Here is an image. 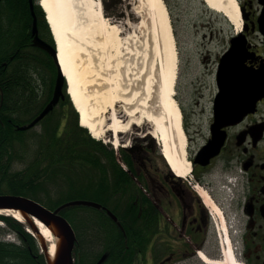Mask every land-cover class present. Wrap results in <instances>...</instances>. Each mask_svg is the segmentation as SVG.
I'll return each instance as SVG.
<instances>
[{
    "label": "flooded vegetation",
    "instance_id": "1",
    "mask_svg": "<svg viewBox=\"0 0 264 264\" xmlns=\"http://www.w3.org/2000/svg\"><path fill=\"white\" fill-rule=\"evenodd\" d=\"M237 2L240 29L203 24L202 69L187 76V102L178 79L190 176L182 180L159 169L152 176L150 158H137L138 183L147 187L133 202L139 213L130 215L134 207L127 205L123 214L132 233H125L127 261L131 253L138 264H203L200 254L212 257L214 222L202 189L223 210L239 263L264 264V0ZM31 4L39 7L38 0ZM40 37L53 46L49 34Z\"/></svg>",
    "mask_w": 264,
    "mask_h": 264
},
{
    "label": "trees",
    "instance_id": "2",
    "mask_svg": "<svg viewBox=\"0 0 264 264\" xmlns=\"http://www.w3.org/2000/svg\"><path fill=\"white\" fill-rule=\"evenodd\" d=\"M35 13L40 35L52 39L44 12L36 7ZM32 27L29 0H0V195L30 197L53 210L68 201L91 200L113 211L124 225L125 207L133 206L129 214L137 215L133 202L145 194L114 149L80 126L68 96L40 122L39 130H17L49 104L58 74L54 58L33 45ZM120 153L136 174L131 155L125 149ZM62 214L77 234V264H96L104 253V264L137 260V253L126 260L127 237L104 210L69 207ZM0 221L5 224L0 226V264H47L37 239L22 223L6 215ZM7 233L19 243L4 241Z\"/></svg>",
    "mask_w": 264,
    "mask_h": 264
},
{
    "label": "bare ground",
    "instance_id": "3",
    "mask_svg": "<svg viewBox=\"0 0 264 264\" xmlns=\"http://www.w3.org/2000/svg\"><path fill=\"white\" fill-rule=\"evenodd\" d=\"M136 1L133 11L142 21L137 26L140 34L136 32L130 41L122 37L120 26L106 17L102 0H41V5L54 34L60 66L81 125L96 138L111 132L119 146L122 133L133 126L152 123V137L163 149L169 168L186 178L191 174L192 163L187 156L188 139L176 100L179 55L170 13L164 0ZM205 3L241 28L237 0ZM120 103L125 105L128 120L117 112ZM199 192L218 215L222 232L228 237L222 259H211L204 253L200 254L201 259L206 264H240L223 210L209 193L202 189ZM4 213L24 220L18 211ZM35 222L54 255L56 240L52 231L40 221Z\"/></svg>",
    "mask_w": 264,
    "mask_h": 264
},
{
    "label": "rangeland",
    "instance_id": "4",
    "mask_svg": "<svg viewBox=\"0 0 264 264\" xmlns=\"http://www.w3.org/2000/svg\"><path fill=\"white\" fill-rule=\"evenodd\" d=\"M102 1L106 17L112 23H115L120 26L123 31V38H127L130 41V39L135 36L136 32L140 34L137 26L138 22H141L142 20L139 19L133 11V8L135 7L137 2L136 0ZM165 2L169 10L171 11V22L173 26L177 49L179 52L178 88L180 92L178 90V93L181 94V98L185 102H187L190 99L189 97L191 96L189 92L190 87H188L187 85V76L192 72H196L202 69V53L199 49L201 39H203L202 34L205 31L203 24L211 22L212 25H215L216 27L223 26L227 32V30L230 29L229 25H231V22L223 13L211 9L205 3V0H165ZM128 46L132 49L134 48L131 42L128 43ZM136 57L137 56H134V61L136 60ZM183 110L185 109L181 107L182 119L185 129V114ZM117 112L123 117L124 120H128L125 105L123 103H120L118 105ZM36 129L39 130V127H37ZM153 131L154 126L152 123L149 122H145L142 125L133 126L129 130H127L126 133H122L120 135V145L118 148H115V146L112 144L114 140L111 132L106 133L102 138H98V140L102 141L104 144L108 145L109 148H113L116 151V156L119 162L122 163L124 168L127 167L124 161L121 159V153L119 148L121 149L124 147H133L135 151L132 155V159L136 167L140 166L141 163V161L137 162V158H139V156H144L150 158L147 167L152 176H155L157 174V169H159L161 172L167 171L169 169L170 174H173L166 162L160 159V146L158 144V140H155L152 137ZM23 166V164H19L20 168H22ZM208 208L210 207L208 206ZM210 210L213 216L214 225L212 235L213 245H211L209 251L212 254V259L220 260L222 259V250L224 249V241L226 239V235L224 231L222 232V227L220 225L218 215L212 208H210ZM9 235L10 240L18 241V238L15 236V234L11 233ZM230 236L233 242V246H235L234 239L231 233ZM39 250L40 253H42L40 246Z\"/></svg>",
    "mask_w": 264,
    "mask_h": 264
},
{
    "label": "water",
    "instance_id": "5",
    "mask_svg": "<svg viewBox=\"0 0 264 264\" xmlns=\"http://www.w3.org/2000/svg\"><path fill=\"white\" fill-rule=\"evenodd\" d=\"M32 0H30V3ZM33 19L32 34L34 37V44L41 49L47 51L56 61L58 65V77L55 85V90L51 102L45 107V109L36 117L31 123L24 126L17 127L20 131H26L34 128L40 123L54 108L58 105L61 99H64L63 87L66 83V77L63 73L62 67L59 62L58 47L54 48L44 42L38 36L37 18L33 12V5L31 4ZM74 206H86L95 209H101L102 205L94 201L88 200H76L68 202L61 207L51 210L42 203L24 196L16 195H0V212L6 211H18L23 216V221L34 232L37 237L43 251L47 264H75L74 249L77 241L76 232L71 223L61 214L62 210L68 207ZM108 214L114 221H118V218L110 210H107ZM35 220L43 223L50 231H52L56 239V249L54 255L50 253V246L42 234L40 228L36 225ZM120 226L121 224L118 223ZM107 258L104 255L98 264H102Z\"/></svg>",
    "mask_w": 264,
    "mask_h": 264
}]
</instances>
